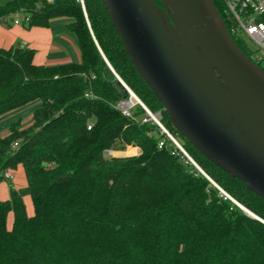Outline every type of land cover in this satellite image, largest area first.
<instances>
[{"label":"trees","instance_id":"trees-1","mask_svg":"<svg viewBox=\"0 0 264 264\" xmlns=\"http://www.w3.org/2000/svg\"><path fill=\"white\" fill-rule=\"evenodd\" d=\"M83 1L9 0L0 6V20L9 25L17 17L27 27L70 18L68 30L82 56L80 63L43 66L33 49L0 48V118L39 102L29 126L19 119L0 137V180L5 169L20 165L27 180L0 199V264H264V198L173 126L133 65L106 5ZM213 1L230 30L224 1ZM231 36L264 71V55ZM99 47L149 110L161 113L203 172L157 123L145 121L141 104L131 117L116 108L130 93ZM133 147L141 153L105 156L108 149Z\"/></svg>","mask_w":264,"mask_h":264},{"label":"water","instance_id":"water-1","mask_svg":"<svg viewBox=\"0 0 264 264\" xmlns=\"http://www.w3.org/2000/svg\"><path fill=\"white\" fill-rule=\"evenodd\" d=\"M102 1L173 126L264 198V71L238 47L214 1Z\"/></svg>","mask_w":264,"mask_h":264},{"label":"crops","instance_id":"crops-1","mask_svg":"<svg viewBox=\"0 0 264 264\" xmlns=\"http://www.w3.org/2000/svg\"><path fill=\"white\" fill-rule=\"evenodd\" d=\"M70 22V18L59 17L53 19L47 27H27L26 25H21V23L15 24L13 20L9 25L4 23L1 19L0 48L20 46L33 49L35 51V63L43 66H59L80 63L82 61V56L78 40L75 35L68 30ZM24 109L25 108L19 109L0 118V137H5L10 133L11 125L16 122V120H14L15 116L19 115ZM29 125H23L22 127H27ZM19 167L23 168L22 165ZM18 168L12 170L13 174L17 173ZM26 185L27 181L24 184L15 186V188ZM7 189L8 183L6 181L0 182L1 200H7L10 197V191L8 192ZM28 197L29 196L25 198V202H27Z\"/></svg>","mask_w":264,"mask_h":264},{"label":"built area","instance_id":"built-area-1","mask_svg":"<svg viewBox=\"0 0 264 264\" xmlns=\"http://www.w3.org/2000/svg\"><path fill=\"white\" fill-rule=\"evenodd\" d=\"M223 1L225 4L224 14L226 17V21L231 25V28L229 30L230 34L241 36L244 39L245 38L250 39L252 42H254L257 45L258 49L260 50V55H264V0H223ZM21 20L24 19L17 17L16 19L13 20V22L15 24H20ZM260 55L257 57H260ZM128 92L130 93V98L127 100L119 101L116 104V108L120 109L125 116L131 117L132 110L135 107V105L141 104L147 112L145 121L153 120L155 123H157L160 126V128L163 130V132L168 135V137L172 140V142L184 154V156L190 162H192L200 171H202V169L188 154V152L185 150L182 144L163 125V123L161 122V118H162L161 113L160 112L153 113L137 97V95H135L131 91ZM149 113L154 115L153 119L149 117ZM88 128L90 129L91 126L89 125ZM162 144L163 143H161V145ZM13 147H18V142H15ZM114 151H118V150H113V149L106 150V152H108V154L111 156L114 154ZM139 152H141L140 149ZM13 177H14L13 171L11 169H5L2 173V179L0 180V182L11 180L13 179ZM220 190L223 195L228 196V194L224 190L222 189Z\"/></svg>","mask_w":264,"mask_h":264},{"label":"rangeland","instance_id":"rangeland-1","mask_svg":"<svg viewBox=\"0 0 264 264\" xmlns=\"http://www.w3.org/2000/svg\"><path fill=\"white\" fill-rule=\"evenodd\" d=\"M7 1H9V0H0V5H4ZM27 24H28L27 21L21 20V25H24L25 26ZM245 40H246L247 45L253 51H257L260 54V50L258 49L257 45L254 42H252L248 38H245ZM38 105H39V102H34V103H31L30 105L26 106L25 109L22 110L19 115L15 116L14 120L17 121L18 119L21 118V120H22V126L23 125H29L30 122L32 121V114H33L35 108ZM134 148L137 149L136 154H133V155H124L125 152H129V151H131ZM139 149H140L139 147H133V148H131L129 150H127V148H125L124 150L114 151V154L112 156L109 155L108 152H106L105 153V156H108V157L136 156V155H139L141 153V152H139ZM26 181L27 180H26V176H25L24 169L22 167H19L18 170H17V173L14 174L13 179L6 181L8 183V189H7V191L9 192L11 187L19 186V184H24V183H26ZM1 186H3V185H1ZM26 204L28 205L27 206L28 213L29 214H33L34 208H33V203H32L31 197H28L27 198Z\"/></svg>","mask_w":264,"mask_h":264},{"label":"bare ground","instance_id":"bare-ground-1","mask_svg":"<svg viewBox=\"0 0 264 264\" xmlns=\"http://www.w3.org/2000/svg\"><path fill=\"white\" fill-rule=\"evenodd\" d=\"M136 151H137V149L136 148H134V149H132L131 151H129V152H125V154L124 155H133V154H136Z\"/></svg>","mask_w":264,"mask_h":264}]
</instances>
